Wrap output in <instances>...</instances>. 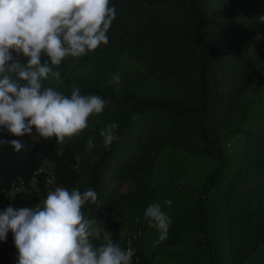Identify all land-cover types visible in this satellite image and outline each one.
Instances as JSON below:
<instances>
[{
  "label": "trees",
  "instance_id": "16d2710c",
  "mask_svg": "<svg viewBox=\"0 0 264 264\" xmlns=\"http://www.w3.org/2000/svg\"><path fill=\"white\" fill-rule=\"evenodd\" d=\"M238 1L110 0L116 17L108 44L54 69L64 76L68 63L79 60L89 71L82 78L65 76L62 85L51 77L44 84L65 94L76 86L82 95H100L111 104L90 118L80 136L63 144L45 141L35 131L21 138L19 153L0 144V211L13 207L12 189L21 183L24 208H35L45 198L46 177L36 172L49 169L69 190L91 187L98 193V202L83 209L97 226L109 232L123 215L136 218L131 232L139 228L143 236L135 244L138 261L133 264H162L146 253L143 213L156 192V165L172 151L215 162L216 168L197 201L193 262L177 256L169 264L215 263L201 199L214 188L230 263L245 264L264 245V35L261 42L236 36L231 23ZM117 73L121 83L110 85ZM112 122L119 124L120 139L105 148L100 130ZM90 137L95 148L87 151ZM12 139L0 132V140ZM233 140V151L237 144L238 149L229 171L226 152ZM124 184L132 191L118 195ZM15 251L9 232L7 242L0 241V264H17L18 254L10 258Z\"/></svg>",
  "mask_w": 264,
  "mask_h": 264
},
{
  "label": "clouds",
  "instance_id": "9594fccd",
  "mask_svg": "<svg viewBox=\"0 0 264 264\" xmlns=\"http://www.w3.org/2000/svg\"><path fill=\"white\" fill-rule=\"evenodd\" d=\"M115 17L110 0H0V132L16 137L0 144H10L19 153L24 148L21 138L33 131L45 141L55 138L63 144L104 112L110 99L82 95L76 86L65 94L44 81L51 77L62 85L54 69L107 45ZM258 19L264 23V15ZM120 83L119 73L111 75L110 85ZM118 128L112 122L100 130L105 148L120 139ZM93 139H88L87 151L95 148ZM97 202L98 193L91 187L80 191L59 186L35 208L10 205L0 211V241L7 242L12 233L17 264H132L131 252L114 242L97 220L86 218L85 206ZM164 204L170 207L172 201ZM143 215L157 232L153 246L167 240L172 221L161 204L150 203Z\"/></svg>",
  "mask_w": 264,
  "mask_h": 264
},
{
  "label": "rangeland",
  "instance_id": "374dc122",
  "mask_svg": "<svg viewBox=\"0 0 264 264\" xmlns=\"http://www.w3.org/2000/svg\"><path fill=\"white\" fill-rule=\"evenodd\" d=\"M262 15H264V0H239L231 23L236 36L241 35L247 40H251L259 35L260 39L256 40L261 42V37L264 35V23L259 22L258 18ZM88 71V68L82 65L79 60H71L61 79L63 80L65 76L82 78ZM66 80L68 81L65 79L64 82H67ZM234 143L237 142L233 140L227 145L229 150L226 152V160L229 171L234 166L235 150L238 149L237 144L233 151ZM215 168V162L172 151L165 152L158 161L153 181L156 192L148 200V205L160 203L163 211L170 216L172 223L167 240L158 246H153V241L157 239L156 230L149 226L146 228L144 245L146 253L154 261L165 264L164 260L166 259L169 264L174 259L176 260L177 256H188L190 261L193 260L197 252V230L199 228L198 213L196 212L197 201L201 195L200 191L205 178L212 174ZM132 189L131 184H128L118 191V195H126ZM13 192L14 195L11 196L13 207L24 208L27 197L23 194V189L13 190ZM201 199L205 205L209 238L214 241L216 246L214 264H231L224 246V225L220 216L218 192L214 188ZM165 200L172 201L170 207L164 204ZM134 220L131 221L127 214L120 219L119 225H123L119 230L120 246L123 245L125 237L131 233ZM17 254V251L13 252L10 258ZM194 264H199V262ZM245 264H264V245L253 252Z\"/></svg>",
  "mask_w": 264,
  "mask_h": 264
},
{
  "label": "built area",
  "instance_id": "2783aa9c",
  "mask_svg": "<svg viewBox=\"0 0 264 264\" xmlns=\"http://www.w3.org/2000/svg\"><path fill=\"white\" fill-rule=\"evenodd\" d=\"M39 173H45L46 177H45V198L47 195V192L50 190H54L55 187H59L62 186L60 184L57 183L56 177L54 175V173L52 171H50L49 169H40L36 172V174ZM24 188L23 183H21L20 185H16L13 187V190H21ZM142 231L139 228H135L133 232H131L130 234H128L125 237L124 240V250L126 251H130L131 252V256H132V264L134 262L138 261V258L135 256L136 253V242L138 240H140L142 238Z\"/></svg>",
  "mask_w": 264,
  "mask_h": 264
},
{
  "label": "crops",
  "instance_id": "0c3cea01",
  "mask_svg": "<svg viewBox=\"0 0 264 264\" xmlns=\"http://www.w3.org/2000/svg\"><path fill=\"white\" fill-rule=\"evenodd\" d=\"M127 185H128V184H127ZM124 186H126V184H124V185L120 188V190H121L122 188H124ZM122 226H123V225H117L116 228H115L114 230H112V231L109 230V232H111V233L113 234V240H114V242H118L119 244H120V242H119V240H118V239H119V236H120V235H119V234H120V231H119V230L122 228ZM102 228H104L103 225H102Z\"/></svg>",
  "mask_w": 264,
  "mask_h": 264
}]
</instances>
